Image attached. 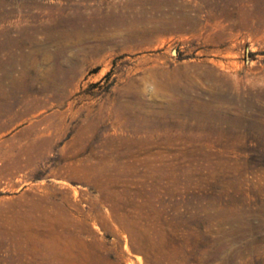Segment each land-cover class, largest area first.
Here are the masks:
<instances>
[{
  "label": "rangeland",
  "instance_id": "rangeland-1",
  "mask_svg": "<svg viewBox=\"0 0 264 264\" xmlns=\"http://www.w3.org/2000/svg\"><path fill=\"white\" fill-rule=\"evenodd\" d=\"M0 264H264V0H0Z\"/></svg>",
  "mask_w": 264,
  "mask_h": 264
},
{
  "label": "bare ground",
  "instance_id": "bare-ground-1",
  "mask_svg": "<svg viewBox=\"0 0 264 264\" xmlns=\"http://www.w3.org/2000/svg\"><path fill=\"white\" fill-rule=\"evenodd\" d=\"M173 11V10H172ZM237 36V35H236ZM235 37V36H234ZM227 51V50H226ZM211 61V60H210ZM227 62V61H226ZM220 63V62H219ZM205 68V67H204ZM203 72V71H202ZM217 74V73H216ZM221 90V89H220ZM220 105V104H219ZM47 243H49V242H51L52 241V247H53V249L54 250H58V252H60L59 251V249L61 248V246H62V242H61V239L60 238H55L54 240H50V239H46L45 240Z\"/></svg>",
  "mask_w": 264,
  "mask_h": 264
}]
</instances>
